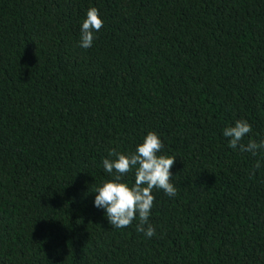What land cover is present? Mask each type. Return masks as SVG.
<instances>
[{"label": "trees", "instance_id": "trees-1", "mask_svg": "<svg viewBox=\"0 0 264 264\" xmlns=\"http://www.w3.org/2000/svg\"><path fill=\"white\" fill-rule=\"evenodd\" d=\"M237 120L264 139V0H0V264H264V152L228 146ZM151 131L178 194L153 190L148 238L93 191Z\"/></svg>", "mask_w": 264, "mask_h": 264}, {"label": "clouds", "instance_id": "clouds-1", "mask_svg": "<svg viewBox=\"0 0 264 264\" xmlns=\"http://www.w3.org/2000/svg\"><path fill=\"white\" fill-rule=\"evenodd\" d=\"M103 27L99 10L95 7L87 11L86 19L82 22L79 47L88 49L93 46L95 33ZM252 132V126L246 120H237L234 126L223 129V135L229 138V147L251 153L253 156L264 152V139L259 142L249 140L242 143L245 136ZM164 148L159 135L151 131L137 146L134 153L125 155L116 149H111L109 158L103 159V168L112 176L111 180L96 187L95 207L106 212V218L112 228L123 229L132 226L137 220L136 231L144 233L148 238L156 235L155 227L149 223L151 210L154 207V189L163 190L168 196L174 197L178 190L172 183L171 169L176 162L175 156L158 155ZM259 161L255 169H259ZM253 170V174L254 171ZM134 170V184L124 182V177Z\"/></svg>", "mask_w": 264, "mask_h": 264}]
</instances>
